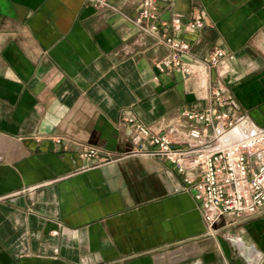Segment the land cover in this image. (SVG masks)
<instances>
[{
  "label": "crops",
  "instance_id": "obj_1",
  "mask_svg": "<svg viewBox=\"0 0 264 264\" xmlns=\"http://www.w3.org/2000/svg\"><path fill=\"white\" fill-rule=\"evenodd\" d=\"M155 2L149 32L143 0H0V264H264V211L209 229L183 174L135 132L177 125L187 146L203 124L184 112L213 104L219 82L264 126V0ZM164 35L190 43L187 62L222 48V65L160 71Z\"/></svg>",
  "mask_w": 264,
  "mask_h": 264
},
{
  "label": "built area",
  "instance_id": "obj_2",
  "mask_svg": "<svg viewBox=\"0 0 264 264\" xmlns=\"http://www.w3.org/2000/svg\"><path fill=\"white\" fill-rule=\"evenodd\" d=\"M96 1L106 3V0ZM155 10V0H143L135 22L149 32L157 31L158 25L150 22L156 18ZM172 24L177 29L182 26L179 14L173 17ZM203 25V11L199 10L188 27L196 30ZM160 39L173 50L158 63L160 71L174 67L186 74L207 78L210 66L222 65L225 56L222 48L215 49L207 57L187 62L181 55L190 52L188 41L169 35ZM212 97L214 102L207 108L184 112L188 120L203 124L201 128L191 126L186 131L189 143L185 147L177 144V125L155 132L141 122L135 124L141 149L170 160L183 174L201 204L209 229L227 214L239 218L264 211V126L258 125L242 110L225 84L219 82L212 90ZM145 141L150 148L144 146ZM96 154L98 149L93 146L82 153L85 157Z\"/></svg>",
  "mask_w": 264,
  "mask_h": 264
}]
</instances>
